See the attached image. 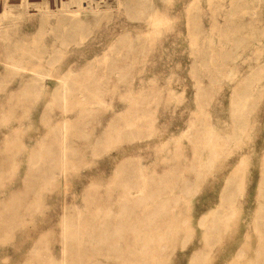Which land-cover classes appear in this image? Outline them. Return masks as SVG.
Returning a JSON list of instances; mask_svg holds the SVG:
<instances>
[{
    "label": "rangeland",
    "instance_id": "1",
    "mask_svg": "<svg viewBox=\"0 0 264 264\" xmlns=\"http://www.w3.org/2000/svg\"><path fill=\"white\" fill-rule=\"evenodd\" d=\"M247 1H239L247 10L242 22L258 41L231 36L228 10L212 14L208 0H0V209L22 188L31 147L63 118L76 147L63 176L39 169L26 205L0 216V264H189L205 250L200 220L217 207L235 168L243 171V194L198 264H264V230L255 221L264 158V0ZM28 56L49 57L57 76L70 63L71 79H83L67 90V112L56 86L20 91V74L5 63ZM115 57L116 66L127 64L122 73L109 65ZM91 59L108 60L97 67L105 71L100 84L87 80ZM252 77L248 98L233 100ZM79 94L93 109L78 120ZM235 108L244 125L233 122ZM110 121L118 129L102 135ZM219 136L231 137L228 152L204 170Z\"/></svg>",
    "mask_w": 264,
    "mask_h": 264
},
{
    "label": "bare ground",
    "instance_id": "2",
    "mask_svg": "<svg viewBox=\"0 0 264 264\" xmlns=\"http://www.w3.org/2000/svg\"><path fill=\"white\" fill-rule=\"evenodd\" d=\"M225 1H227L226 2L227 4H225L224 1L221 0V2H219V4L216 6L213 0H208L209 10L211 11V13L213 14L214 12L217 11V9L223 10L226 8L229 12V18H228L229 21L225 23L226 25H228V29L231 30V34H232L231 36L235 38L236 37L239 38L238 40H241L242 38H245V37L256 39L254 36L255 34L253 35L254 32H252V30H249L247 32L244 29L245 25L242 22V19L244 17V13H247V10L245 6H241L239 4V1H242V0H225ZM68 3L69 4L75 3L76 5L79 6L82 3V0H69ZM64 10L71 12L73 14L74 13L78 14V12L83 11L84 8L77 7L75 10L72 11L66 7L64 8ZM43 14L47 17L46 20H48L50 19L52 15V11L44 10ZM95 15L96 14H94V16ZM256 40L258 41L259 39H256ZM256 42L254 44H256ZM235 46L244 47L246 45L241 44V43H235ZM254 52L255 54H257V57L255 58L256 60L255 67H259V62H258V55L260 52L259 48H255ZM30 57L32 56L25 57L23 61L18 60V61H9L5 63V66L7 67V69L10 70L13 74H20L19 84H18L20 87V91L34 89V87H40V88L45 89L50 86L51 87L56 86V89L58 91V96L60 99L61 109L63 112H67L68 110L67 109L68 104H67V99H66L67 90L69 89L70 86L74 84H81L83 82V79H71L70 75L73 73V70H72V64L70 63L66 66L65 74L57 76L56 75L57 69L53 67V64L51 63V59L49 57L41 56L37 58L35 61H32ZM116 58L117 57H115V59L112 60L109 65H112V64L115 65L114 67L118 70V72L122 73L124 70V67H126L127 64L125 65L124 63L122 66H116V63L118 61ZM107 63H108V60H105V59H101V60L91 59L89 61H86L84 65V70H85V73H87L88 75L87 80L89 81L90 79H93L92 80L93 83L100 84L99 81L100 79H103L105 71H101V73H99L97 72V67L102 65V67L100 68L104 69L107 66L106 65ZM249 79L250 78H245L242 81V84L240 83V85H238L237 88L234 89V97L232 98L233 100H238V101L245 100L248 98L247 90L253 91L255 89L254 85L257 79L254 77H252L250 80ZM119 80L120 81L123 80L122 75H121V78H119ZM75 99L77 101L76 104H79L81 107L77 113L78 120H79L82 118L81 116L86 111L91 110L93 108L91 107L87 108V104H85L83 101L84 97L82 94L77 95ZM129 103L130 105H134L136 103L135 98H132ZM233 112H234L233 122L235 124L244 125V123H242L241 121V118L239 117L240 115H238L239 112L237 111L236 108L235 110H233ZM124 114L126 117L130 116L131 115L130 110L126 109V113ZM123 121L125 122L124 125L127 128L133 127L135 124V121H131L127 119H124ZM70 127H71V124H69V121L67 120V118H63L60 124L56 127V129L55 127L52 128L48 138L45 139L43 137L44 138L42 139L43 141L42 140L38 141L34 146L31 147L30 152H29L27 171L24 174L23 179H22L23 186L22 188L17 189V191L15 190L16 192H22L23 197L15 198L16 193L15 191H13L9 199H2V203L4 205H3V209H0V216L2 214L8 213L9 211L12 212V206L16 205L15 203L22 202L21 204L26 205L24 204V203H27V201L25 202V199L27 198V196L25 197L26 195L25 190L31 185L29 184V181H31L32 177L35 176L34 173H37L39 169L57 168L59 169L61 176L65 174L66 168L68 167V165L69 164L72 165L71 155L76 150V147L70 146L69 137H68V130ZM117 129H118L117 123H115L114 121H110V123H108L106 127L103 129L102 135H105L107 131L113 132ZM240 131L241 129L239 128V133L234 135L233 139H237V140L239 139ZM42 142H45V144L43 143V149H41ZM230 143H231V137H228V136L222 137V138L219 136L218 139H215L214 141L210 143L211 155L208 159V163L206 165L207 167H205L204 170H208L207 168L213 163L215 158H218L221 155L228 152ZM93 150L95 149L93 148ZM259 165H260V174L258 178V185H257V192H256L257 207L255 211V221L257 222L258 226L262 227V230H264V158H262ZM29 171L31 172L29 173ZM243 191H244L243 171L240 168H235L227 176V178L224 181L223 188L220 193L219 204L217 205V207L213 209V211L205 214L204 217L200 220V224L204 227L205 250L204 249L202 250L207 251V247L211 246L214 238L219 234V230H226L228 228V225H227L228 219L234 213L233 211H235V208L233 206L235 202V197L238 195H242ZM137 198L138 197H136V199ZM64 209L65 210L63 211L62 219H61V227H62L63 236L65 234V230H67V224L69 221L68 219L69 217L66 211L67 207H64ZM36 248L37 247H33V249H36ZM63 251H64V248H63ZM204 251L202 252L197 251L196 253H193L190 257L189 264H198ZM30 257H33V256H31L30 254L28 260L31 259ZM27 262L28 261H26L25 264H27ZM61 264H65V262L62 260Z\"/></svg>",
    "mask_w": 264,
    "mask_h": 264
}]
</instances>
